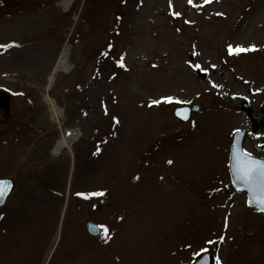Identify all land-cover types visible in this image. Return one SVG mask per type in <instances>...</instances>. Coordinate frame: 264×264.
<instances>
[{"label":"rangeland","instance_id":"rangeland-1","mask_svg":"<svg viewBox=\"0 0 264 264\" xmlns=\"http://www.w3.org/2000/svg\"><path fill=\"white\" fill-rule=\"evenodd\" d=\"M59 1L0 0V178L15 185L0 264H191L207 249L215 264H264V214L222 195L239 98L264 101V0ZM66 45L70 69L49 85ZM165 95L203 109L179 124L178 105L149 107Z\"/></svg>","mask_w":264,"mask_h":264},{"label":"snow or ice","instance_id":"snow-or-ice-1","mask_svg":"<svg viewBox=\"0 0 264 264\" xmlns=\"http://www.w3.org/2000/svg\"><path fill=\"white\" fill-rule=\"evenodd\" d=\"M193 0H189L191 4ZM175 15L179 16V13H175ZM12 45H0V48H8ZM255 46H252L254 49ZM248 49H244L240 46H236L235 50L233 49L232 45H229L228 52L229 54H233V52H242ZM104 55H107L105 53ZM118 66L124 67L123 57L119 61H117ZM197 70H202L200 65H194ZM213 86H216L215 84ZM161 102L164 103H175L178 105L190 103L189 101L180 100L177 97L173 96H166L162 98V100H154L152 104H159ZM178 117L182 119H187V115L182 114L180 111L175 113ZM239 132V129L236 130ZM71 135V134H70ZM235 175L237 179L247 186L249 193L253 195V197L258 200L261 207H264V161L257 160L256 158L252 157L250 153L243 151L242 149L237 153L235 157ZM168 163H172V161H168ZM7 187V182H0V198L4 196L5 188ZM93 196H103V192H93L91 193ZM105 238H107L108 229L104 228ZM222 239V238H221ZM208 244H213V241H208ZM203 251V250H202ZM216 264H221L219 257L216 258Z\"/></svg>","mask_w":264,"mask_h":264},{"label":"bare ground","instance_id":"bare-ground-1","mask_svg":"<svg viewBox=\"0 0 264 264\" xmlns=\"http://www.w3.org/2000/svg\"><path fill=\"white\" fill-rule=\"evenodd\" d=\"M73 1L74 0H61L57 4L59 6H62L65 10H67L71 7ZM69 50H70L69 46L66 45L60 52L59 57L57 58V61L55 63L54 69L49 78V85L52 83L54 77L59 72L69 71L70 69L68 65ZM44 99L46 103L48 104L49 115H50L51 120L54 123L61 125L62 124L61 118L63 114L62 108L58 106V103L56 102V100L52 96H50L48 93L45 94ZM78 136H79L78 130L76 129L75 130L71 129L69 131L68 130L62 131L61 137L56 142V145L54 147V152L59 153V151H61V149L64 146H70L78 138Z\"/></svg>","mask_w":264,"mask_h":264},{"label":"flooded vegetation","instance_id":"flooded-vegetation-1","mask_svg":"<svg viewBox=\"0 0 264 264\" xmlns=\"http://www.w3.org/2000/svg\"><path fill=\"white\" fill-rule=\"evenodd\" d=\"M260 106L257 105L253 110L255 111V123L257 125V113H259ZM245 152L250 153L252 157L257 160L264 161V119L261 127L252 134H247L242 143Z\"/></svg>","mask_w":264,"mask_h":264},{"label":"water","instance_id":"water-1","mask_svg":"<svg viewBox=\"0 0 264 264\" xmlns=\"http://www.w3.org/2000/svg\"><path fill=\"white\" fill-rule=\"evenodd\" d=\"M9 96L6 93L0 92V107L4 108L5 113H8L9 111ZM7 182V187L5 188L4 196L0 198V205L3 203L4 198H6L9 191L12 189V181L10 179H2L0 182ZM195 264H209V256H203L201 260H199Z\"/></svg>","mask_w":264,"mask_h":264}]
</instances>
